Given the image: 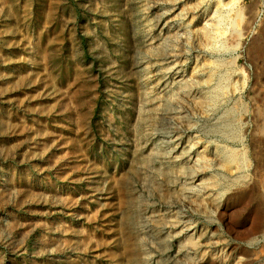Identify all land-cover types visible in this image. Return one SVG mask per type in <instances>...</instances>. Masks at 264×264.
<instances>
[{"label": "rangeland", "instance_id": "1", "mask_svg": "<svg viewBox=\"0 0 264 264\" xmlns=\"http://www.w3.org/2000/svg\"><path fill=\"white\" fill-rule=\"evenodd\" d=\"M0 264H264V0H0Z\"/></svg>", "mask_w": 264, "mask_h": 264}]
</instances>
